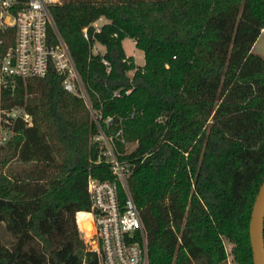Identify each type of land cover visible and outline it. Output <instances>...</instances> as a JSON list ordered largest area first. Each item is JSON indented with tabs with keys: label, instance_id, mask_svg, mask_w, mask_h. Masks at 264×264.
I'll return each mask as SVG.
<instances>
[{
	"label": "trees",
	"instance_id": "trees-1",
	"mask_svg": "<svg viewBox=\"0 0 264 264\" xmlns=\"http://www.w3.org/2000/svg\"><path fill=\"white\" fill-rule=\"evenodd\" d=\"M50 11L92 107L136 141L128 152L120 138L114 143L131 169L149 264H226L225 240L236 264H253L264 55L251 47L264 27V0H60ZM100 17L107 21L94 30ZM125 37L143 51V64L126 54ZM95 41L103 53L92 51ZM22 105L32 123L18 119L0 145V229L12 237L6 243L0 232V264H98L75 212L89 209V173L114 175L104 160L94 163L100 144L87 100L49 70L0 87V114ZM12 160L24 166L4 169Z\"/></svg>",
	"mask_w": 264,
	"mask_h": 264
},
{
	"label": "built area",
	"instance_id": "built-area-1",
	"mask_svg": "<svg viewBox=\"0 0 264 264\" xmlns=\"http://www.w3.org/2000/svg\"><path fill=\"white\" fill-rule=\"evenodd\" d=\"M60 0H0V87H14L16 78L43 77L49 70L61 76L63 88L87 100L96 131L92 139L100 144L94 163L104 160L114 179L87 176L89 209L83 210L91 223L89 234L77 225L88 249L98 254V264H149L145 231L127 178L129 163L118 157L115 138L124 142L121 121L112 128L114 117H101L91 105L67 43L59 34L50 6ZM54 30V39L49 35ZM12 29V32L10 31ZM94 30L99 26L94 25ZM88 38L87 28H83ZM94 46V44H93ZM109 68V62L103 58ZM130 88L125 90L126 93ZM113 94H119L114 90ZM131 112V116L133 115ZM32 123L25 106H13L0 114V143L15 133V123ZM117 181L120 183L118 185Z\"/></svg>",
	"mask_w": 264,
	"mask_h": 264
},
{
	"label": "rangeland",
	"instance_id": "rangeland-1",
	"mask_svg": "<svg viewBox=\"0 0 264 264\" xmlns=\"http://www.w3.org/2000/svg\"><path fill=\"white\" fill-rule=\"evenodd\" d=\"M106 21H107V19L105 17H101V19H97L94 22V25L100 26L101 23L106 22ZM122 42H123V47L125 49L126 54L127 55H133L135 62L137 64L141 65L143 63V60H144L143 51L141 49L137 48L136 46H134L135 42L132 41L131 37L123 38ZM104 50H105V47L103 44H101L98 41L94 42V46L92 47V51L94 53H103ZM251 51L253 53H259L261 55H264V30H262L260 32L257 39L253 43V45L251 47ZM134 53H135V56H134ZM133 71H134L133 69H130L127 71V74L129 76H131ZM6 143H0V145H6ZM135 145H136V141L124 140V147H125L126 152L131 151ZM16 165H18V167L24 166V164H22L21 162H16V161L12 160L11 162L6 163L4 165V169L8 170L9 167L16 166ZM78 222L80 223L81 229L86 231L87 234H89L91 232V227L87 222L83 221L82 224H81V221L78 220ZM0 232H1V235L3 237V240L6 243H8L12 239L11 235L8 232H6L3 227H1ZM224 244H225L226 251H227L226 264H236L235 261L232 259V254L230 252L232 243L225 240Z\"/></svg>",
	"mask_w": 264,
	"mask_h": 264
},
{
	"label": "water",
	"instance_id": "water-1",
	"mask_svg": "<svg viewBox=\"0 0 264 264\" xmlns=\"http://www.w3.org/2000/svg\"><path fill=\"white\" fill-rule=\"evenodd\" d=\"M264 178L255 195L248 224L253 264H264Z\"/></svg>",
	"mask_w": 264,
	"mask_h": 264
},
{
	"label": "bare ground",
	"instance_id": "bare-ground-1",
	"mask_svg": "<svg viewBox=\"0 0 264 264\" xmlns=\"http://www.w3.org/2000/svg\"><path fill=\"white\" fill-rule=\"evenodd\" d=\"M80 212H84V213H86L85 211H78V219H79V213ZM78 219H77V225H78V227H80V223L78 222ZM83 221L84 222H87L89 225H90V227H91V223H90V221H89V219L86 217L85 219H83V220H81V224L83 223ZM81 228V227H80Z\"/></svg>",
	"mask_w": 264,
	"mask_h": 264
},
{
	"label": "crops",
	"instance_id": "crops-1",
	"mask_svg": "<svg viewBox=\"0 0 264 264\" xmlns=\"http://www.w3.org/2000/svg\"><path fill=\"white\" fill-rule=\"evenodd\" d=\"M99 19H101V17L99 18ZM262 30H264V27L261 29V31ZM123 40V39H122ZM132 41L134 42V40L132 39ZM122 44H123V42H122ZM134 46H135V44H134ZM125 50V49H124ZM134 56H135V53H134ZM143 62H144V60H143ZM143 64V63H142Z\"/></svg>",
	"mask_w": 264,
	"mask_h": 264
}]
</instances>
